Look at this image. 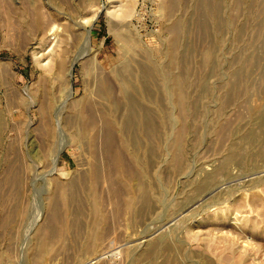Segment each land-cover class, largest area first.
Returning a JSON list of instances; mask_svg holds the SVG:
<instances>
[{
    "label": "rangeland",
    "instance_id": "rangeland-1",
    "mask_svg": "<svg viewBox=\"0 0 264 264\" xmlns=\"http://www.w3.org/2000/svg\"><path fill=\"white\" fill-rule=\"evenodd\" d=\"M0 264H264V0H0Z\"/></svg>",
    "mask_w": 264,
    "mask_h": 264
},
{
    "label": "bare ground",
    "instance_id": "bare-ground-1",
    "mask_svg": "<svg viewBox=\"0 0 264 264\" xmlns=\"http://www.w3.org/2000/svg\"><path fill=\"white\" fill-rule=\"evenodd\" d=\"M125 74H126V73H125ZM112 138H113V137H112ZM109 141H111V142H112V141H113V139H112V140H110V139H109ZM118 146H119V145H118ZM111 150H112V149H111ZM115 152H116V151H115ZM119 152H120V151H119ZM120 158H121V157H120ZM117 160H118V159H117ZM121 161H122V160H121ZM99 170H100V169H99ZM96 175H98V176H99V174H96V171H95V176H96ZM97 178H98V177H97ZM97 178H96V179H97ZM56 214H57V213H56ZM55 218H56V217H55ZM146 239H147V238H146Z\"/></svg>",
    "mask_w": 264,
    "mask_h": 264
}]
</instances>
